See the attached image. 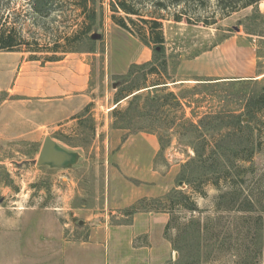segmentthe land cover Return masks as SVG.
<instances>
[{
  "label": "rangeland",
  "instance_id": "obj_1",
  "mask_svg": "<svg viewBox=\"0 0 264 264\" xmlns=\"http://www.w3.org/2000/svg\"><path fill=\"white\" fill-rule=\"evenodd\" d=\"M202 1L159 12L164 68L154 47L113 22L110 0H97V24L80 42L84 18L74 1L54 0L43 18L31 0H0L3 25L24 41L21 52L0 51V106L21 65L33 62L30 51L43 64L54 50L61 59L64 51L89 54L97 98L64 131L43 129L39 142L0 138V264H264V0L228 17ZM138 7L156 15L150 3ZM177 14L217 24L175 23ZM233 38L261 77L197 76L195 61ZM4 116L0 133L12 122ZM141 133L160 150L137 167L120 156L129 140L145 143ZM47 140L56 156L41 165ZM124 194L144 196L120 209ZM150 214L168 245L151 255L157 230H143Z\"/></svg>",
  "mask_w": 264,
  "mask_h": 264
},
{
  "label": "crops",
  "instance_id": "obj_2",
  "mask_svg": "<svg viewBox=\"0 0 264 264\" xmlns=\"http://www.w3.org/2000/svg\"><path fill=\"white\" fill-rule=\"evenodd\" d=\"M246 52V46L240 45L239 39H226L213 51L206 53L205 57L195 61L196 75L222 82L232 77L258 79L261 74L258 75L257 66L249 53L247 54L250 60L247 61ZM89 56L84 53H69L56 62H45L44 64L39 61L24 62L14 80L12 89L9 90V97H13V100L9 98L0 106V123L3 113L7 121H12L7 123L8 127L0 133V138H5L7 132H10L11 136L18 135L17 139L39 142L43 129L56 126L57 130L64 131L66 128L64 123L70 120L76 122L75 118L97 99L95 92L91 91L93 71ZM200 60H206L205 65L201 66L202 61ZM14 130L17 134H14ZM138 137L139 139L141 137L145 143L132 145L128 143L129 140L123 144L122 148L125 153L120 156L127 164L137 167L140 162L143 166L145 152L147 153L146 161L149 162L148 155L151 152L156 155L160 150L156 139L148 133H141ZM67 151V154H70L69 150ZM61 160L64 161L63 158ZM131 191L134 193L133 188ZM143 196L124 194L119 201L117 200L118 203L120 202L119 208H129ZM141 216L142 214H138L135 217L134 229L138 228ZM155 220V216L150 214L143 225V230L148 234L157 230L156 244L151 245L150 255L154 254L153 250L157 246H161L162 249L168 248L164 239L159 241L163 233Z\"/></svg>",
  "mask_w": 264,
  "mask_h": 264
},
{
  "label": "trees",
  "instance_id": "obj_3",
  "mask_svg": "<svg viewBox=\"0 0 264 264\" xmlns=\"http://www.w3.org/2000/svg\"><path fill=\"white\" fill-rule=\"evenodd\" d=\"M53 1L54 0H31L33 4V10L36 15L46 18L53 14ZM77 7L81 10V15L84 18L82 23V29L75 38L76 42L85 41L90 39V34L97 24V0H72ZM202 5H205L204 1L198 0ZM217 3L218 8L223 13V16L228 17L232 13L240 10L248 9L259 5L263 0H213ZM197 0H110V7L112 10L113 22L122 28L123 30L136 34L140 38L141 42L148 47H154L155 59L160 61L163 58L162 65L164 68L167 66L165 59V35H164V21L165 16L159 12L167 10L169 6H177L185 8ZM152 4L156 10V15L144 16L138 6L143 4ZM124 14L125 16H120ZM136 17L145 25L141 30H136L137 22L133 18ZM196 20H193L188 14L175 15L173 22L192 24V22L202 24L205 27L214 26L217 22H210L209 19H203L202 17L195 16ZM149 28V29H146ZM22 36L20 32L15 28H8L3 25V19L0 17V51L2 52H21ZM32 55V61H38L36 54L38 51H30ZM42 53V52H41ZM67 53H79V51H64ZM53 57L45 60V62H56L61 60L57 57L59 51H52ZM174 204V203H173ZM139 206L136 205L131 212L134 214L138 212ZM169 227V225H168ZM168 229V228H167Z\"/></svg>",
  "mask_w": 264,
  "mask_h": 264
},
{
  "label": "water",
  "instance_id": "obj_4",
  "mask_svg": "<svg viewBox=\"0 0 264 264\" xmlns=\"http://www.w3.org/2000/svg\"><path fill=\"white\" fill-rule=\"evenodd\" d=\"M56 151H57V146L53 142L47 140L43 145V148H42V151L39 157V163L41 165H44L50 162L56 156L55 155Z\"/></svg>",
  "mask_w": 264,
  "mask_h": 264
}]
</instances>
